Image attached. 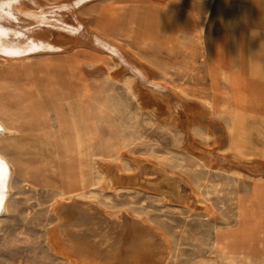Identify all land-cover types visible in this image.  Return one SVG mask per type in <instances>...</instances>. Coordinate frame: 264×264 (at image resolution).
Wrapping results in <instances>:
<instances>
[{
    "label": "rangeland",
    "instance_id": "obj_1",
    "mask_svg": "<svg viewBox=\"0 0 264 264\" xmlns=\"http://www.w3.org/2000/svg\"><path fill=\"white\" fill-rule=\"evenodd\" d=\"M59 1L34 0L36 19L22 15L19 21L0 7V26L11 28L5 33L13 40L21 29L42 35L44 20L66 15ZM261 1L92 0L78 9L89 28L123 38L152 81L182 97L176 108L164 93L139 85L106 54L84 46L52 59L0 56V117L14 132L0 139V151L14 165L0 213V264L68 263L46 239L55 223L53 206L69 196L64 148L43 139L61 117L73 124L78 191L165 230L174 264H264V23L256 22ZM206 6L210 15L201 37L180 25L185 14ZM131 21L135 43L123 36ZM37 105L50 108L47 128L35 121ZM135 158L187 177L198 201L185 186L165 192L104 187L101 165L112 161L135 172ZM88 233L95 241L107 235L111 250H118V240H132L130 230L105 222Z\"/></svg>",
    "mask_w": 264,
    "mask_h": 264
},
{
    "label": "bare ground",
    "instance_id": "obj_2",
    "mask_svg": "<svg viewBox=\"0 0 264 264\" xmlns=\"http://www.w3.org/2000/svg\"><path fill=\"white\" fill-rule=\"evenodd\" d=\"M89 1L91 2L92 0H60L57 2L56 5H61V13L64 11L66 15L44 20V24L38 27L39 30L43 31L42 35L35 34L34 36H30L21 29L19 31V39L13 40V37L5 33V29L11 28L1 25L0 56L7 60H20L31 54L32 56L44 55L52 59V57L54 58V56L57 55H67L71 51V48L74 49V47L84 46L94 52L106 54V56L115 62L120 72L130 74L139 85L141 84L142 86L158 91L156 93H164L167 96L168 102L175 108L181 106L182 97L178 93L171 91L168 88L169 86L167 87L163 83L153 82L149 72L143 66L141 61L142 58L134 56L131 50L129 51L128 48L121 43L123 38L110 36L98 30H93L85 24L84 18L78 12V9L85 6ZM33 2L34 0H0V7L3 9L5 7L8 8L3 11L13 20L19 21L22 15H28L30 18L36 19L34 8L32 7ZM261 4L258 11L259 17H256L257 25L262 22L264 23V0L261 1ZM52 5L53 4H51V6ZM1 13L2 12H0V14ZM209 15L210 8L208 6L192 10L179 20L180 25L185 26L190 32H194L201 37L205 32V25ZM137 21L135 22L137 23ZM22 22L25 21L22 20ZM133 23L134 22L131 21L128 33L125 32L126 34L123 36L132 39L131 42L135 43L138 33ZM126 26L127 25H125V29ZM239 39L244 41V36ZM259 40L264 44V35L260 37ZM38 61H40V59ZM33 111L37 125L47 128L48 122L50 121V108L37 105L33 108ZM57 115L61 116V113L58 112ZM9 127L5 118L0 117V139L1 136H5V134H14V132H12L13 130H9ZM235 129H237V127H235ZM43 139L46 141L52 140L56 144H61L63 146L69 188L68 202L65 203V200L61 198V200L58 199L53 206L55 223L48 230L46 237L51 250L67 261L68 263L66 264H174L172 260V238L165 230L150 222L146 217L133 216L134 214L130 215L125 210H108V208L106 209L101 205L103 203H99L95 199L86 198L78 191L76 186L77 176L75 172V162L73 159L71 160V151L74 147L73 124L71 123V118H58L56 131L53 134L46 132ZM119 153L121 154V152ZM119 158H121L120 155ZM107 162L103 164L101 161L103 164L101 165L102 171L98 168L102 172L101 180H99L100 182L102 181L104 187L129 184L131 186H148L152 189L165 192L169 191L172 187L178 189L179 186H185L192 198L198 201V195L191 189L190 186L192 184L189 183L187 177L185 178L183 175L171 173L165 168L157 166L158 164L156 165L155 163L149 162L145 158H135L137 165V170L135 172H131L123 166H119V163L112 161ZM13 172L14 165L12 158L0 151V213L6 211ZM147 172H151L152 176L147 177ZM97 178H100V176ZM174 199L175 198H173V200ZM103 222L109 226L120 227L122 230H130L132 233L131 242L123 243L122 240H120L122 243H118V240L116 241L118 250L112 248L113 251L105 247V244L109 240L107 235H99L100 240L98 241L92 239L88 231H90L92 227L98 226ZM87 233L90 236L87 235ZM232 263H235V261Z\"/></svg>",
    "mask_w": 264,
    "mask_h": 264
}]
</instances>
